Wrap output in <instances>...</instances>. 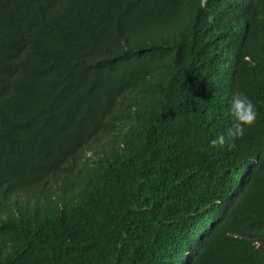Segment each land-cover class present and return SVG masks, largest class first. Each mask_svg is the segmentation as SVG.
Returning <instances> with one entry per match:
<instances>
[{"label":"trees","instance_id":"16d2710c","mask_svg":"<svg viewBox=\"0 0 264 264\" xmlns=\"http://www.w3.org/2000/svg\"><path fill=\"white\" fill-rule=\"evenodd\" d=\"M200 3L0 0V264H264V0Z\"/></svg>","mask_w":264,"mask_h":264},{"label":"clouds","instance_id":"9594fccd","mask_svg":"<svg viewBox=\"0 0 264 264\" xmlns=\"http://www.w3.org/2000/svg\"><path fill=\"white\" fill-rule=\"evenodd\" d=\"M207 0H201L200 6L203 8ZM123 44V41H121ZM231 115L233 124L227 131V137L236 139L243 138L245 131L255 125L257 119L256 106L246 95L236 92L231 99ZM212 146H222L225 143V135L221 134L212 142Z\"/></svg>","mask_w":264,"mask_h":264},{"label":"bare ground","instance_id":"6f19581e","mask_svg":"<svg viewBox=\"0 0 264 264\" xmlns=\"http://www.w3.org/2000/svg\"><path fill=\"white\" fill-rule=\"evenodd\" d=\"M241 32H242V31H241ZM229 62H230V61H229ZM231 65H232V64H231ZM232 68H235V67H232ZM233 70H234V69H233ZM233 70H232V71H233ZM231 74H232V73H231Z\"/></svg>","mask_w":264,"mask_h":264}]
</instances>
